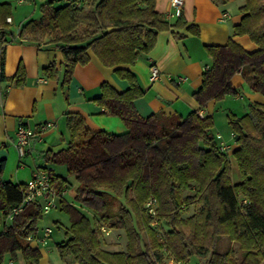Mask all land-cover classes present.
I'll return each instance as SVG.
<instances>
[{"label":"trees","instance_id":"trees-1","mask_svg":"<svg viewBox=\"0 0 264 264\" xmlns=\"http://www.w3.org/2000/svg\"><path fill=\"white\" fill-rule=\"evenodd\" d=\"M57 1L43 0L38 7L40 17L23 22L16 37L58 49L65 83L76 64L88 61V49L105 66L131 65L152 49L159 31L171 26L156 11L155 0ZM239 11L241 18L233 34L247 35L258 48L246 51L232 39L222 45H205L211 63L192 93L197 109L185 116L140 115L134 100L143 90L130 70L116 67L128 87L118 91L104 82L94 100L107 113L120 117L126 131H93L77 113H66L67 144L46 151L45 159L64 165L74 175V200L89 210L91 218L62 199L67 178L52 175L50 184L70 221L64 238L56 243L61 257H71L78 264H160L166 258L188 264L192 256L207 255L202 264H264V105L251 103L243 115L227 114L237 145L232 151L241 176L237 183L231 180L228 154L211 133L213 118L199 114L209 100L237 93L231 81L237 72L253 74L252 90L264 95V0H243ZM10 14V4L1 2L2 42L13 37L6 22ZM175 25L185 22L178 18ZM187 29L198 35L195 25ZM42 74L56 78L55 64L44 67ZM0 80L23 86V64L11 76L1 73ZM3 168L1 159L0 264H5L6 254L13 260L18 252L25 264H37L41 253L26 237L39 232L37 222L44 214L40 201L25 204L6 224L4 211L21 202L26 185L4 180ZM150 196L156 199L158 226L151 225L145 210ZM190 207L193 213L183 216V208ZM101 227L122 229L124 249H105ZM222 235L238 244L239 256L231 248L217 250Z\"/></svg>","mask_w":264,"mask_h":264},{"label":"crops","instance_id":"crops-1","mask_svg":"<svg viewBox=\"0 0 264 264\" xmlns=\"http://www.w3.org/2000/svg\"><path fill=\"white\" fill-rule=\"evenodd\" d=\"M42 1L0 0V3L7 2L11 6V14L7 16L11 21L8 22L6 17V22L13 33V37L7 41L0 40V60L3 58L0 74L13 75L20 62L26 74V83L20 87L0 80V160H4L2 178L14 184H26L38 169H47L52 175L65 178L63 172L57 170L65 166L47 162L45 153L66 146L69 138L67 112L77 113L93 131L102 130L109 134L126 131L120 117L107 113L94 100L100 94V85L104 82L118 91L128 87V81L115 71L116 67L128 69L136 76L143 90V95L134 100L135 108L140 115L178 113L185 116L198 108L192 93L200 85L202 71L211 63L204 49L205 45H222L232 39L246 51L251 52L258 48L247 35L233 34V26L241 18L239 7L243 0H183L182 13L178 17L170 15L172 10L170 0H155L156 11L171 26L157 33L155 44L148 53L141 54L131 65L108 67L88 49L86 51L88 61L76 64L70 79L65 83L62 55L58 49L47 44L38 46L16 37L23 22L40 17L41 12L37 5ZM178 18L184 21L185 25H175ZM191 24L198 28V35L187 29ZM46 40L48 37L44 39ZM52 63L58 71L57 77L46 78L42 74V69ZM151 63L160 71L159 77L154 81L149 79ZM253 78L251 73L244 75L240 72L235 73L231 81L233 86L237 87V93L225 95L219 101L209 100L206 106L200 109L199 114L211 116L214 122L218 104L236 115L248 112L251 103L264 105V95L251 88ZM229 95L239 99L241 106H231L228 102ZM46 121H51L54 125L39 132L27 145L24 156L19 157L14 145L17 126L24 124L36 129ZM211 133L214 134L212 128ZM217 134L222 140L221 134L219 132ZM231 134L234 139L232 131ZM222 141L228 146L223 150L227 154L230 148L233 151L237 146L235 141L231 147ZM231 180L233 183L241 180L239 170L235 171V176L234 178L231 176ZM66 190L67 188L62 196ZM46 227L49 226L38 230V233L41 234ZM107 231L109 233L110 228H107ZM45 245L38 247L41 259L46 254Z\"/></svg>","mask_w":264,"mask_h":264},{"label":"rangeland","instance_id":"rangeland-1","mask_svg":"<svg viewBox=\"0 0 264 264\" xmlns=\"http://www.w3.org/2000/svg\"><path fill=\"white\" fill-rule=\"evenodd\" d=\"M61 2L62 1L60 0V1L55 2V4H58ZM39 4L40 3L38 2V5H37L38 7H39ZM228 97H229L228 102L230 103L231 106H235V105L241 106L240 102L238 101L239 99L233 96H230V95ZM217 108H218V113L214 115L212 131L214 132V134H217V132H219L222 136V140H224L226 144L230 145L231 147V145L233 146L234 144V139L232 138L231 128L227 122V114L230 113V111H228L229 109L221 108L220 104H218ZM228 159H229V172L232 178H234L235 171H238V170H236L237 164L235 162L234 157L232 156L231 148H230V151L228 152ZM57 170L62 171L65 178H67L68 180V187L65 193L63 194L62 199L65 202L72 203L73 205H75L77 208L82 210L84 213H86L91 218V214L89 210L81 207L74 200L75 187L77 185V181L74 175L68 174L65 168H57ZM193 210H194L193 207H190L188 210H185L183 208L182 215L183 216L190 215L193 213ZM6 222H9V221L6 220ZM69 224H70V221H69L68 215L64 210L60 208V202L57 199L56 206L51 208L47 213H44L41 219H39L37 222L39 230L44 228L45 226H49L52 229V233L50 237L47 239V242H46L47 244L45 245L46 254L44 253L45 255L39 261L40 264H78L77 262L73 261L71 257H61L56 248V243H59L62 240V238H64L65 230L69 226ZM164 226L165 228H168L167 225H164ZM2 228H3V220L0 221V230ZM100 231H101L100 240H101L102 246L105 249H108L110 251L124 249L126 239H125V235L122 229L110 228V232L107 233L108 232L107 227H104V229L103 230L101 229ZM157 237L159 238L158 235ZM216 248L218 251H224L228 248H231L233 250L234 256H239L241 253L240 249L238 248V244L235 241H231L229 237L226 235H222L220 237ZM164 253H168V252L166 251ZM206 257L207 255L201 256V257L192 256L188 264H202ZM173 261L174 260L170 258H166L160 264H180L179 262H173ZM4 263L5 264H25L19 252L17 253L15 259L13 260L9 259V255L6 254Z\"/></svg>","mask_w":264,"mask_h":264},{"label":"built area","instance_id":"built-area-1","mask_svg":"<svg viewBox=\"0 0 264 264\" xmlns=\"http://www.w3.org/2000/svg\"><path fill=\"white\" fill-rule=\"evenodd\" d=\"M171 5V16L178 17L182 13L183 0H170ZM224 15V14H223ZM7 21L10 22L11 18L7 17ZM160 75V71L154 63L149 65V79L151 81L156 80ZM54 125L51 121H46L39 125L36 129L29 128L24 124H19L15 131V141L14 145L16 147L19 157L24 156L26 147L30 141L41 131L48 129ZM219 140V146L221 150H226L228 146L221 140L219 134L216 135ZM52 179V174L47 169H38L36 170L31 178L26 182V188L24 196L21 202L17 205L12 206L10 209L5 210L4 213L8 220H11L12 217L22 210L23 206L32 201H40L41 209L43 213H47L51 208L55 207L57 204V191L50 184ZM145 210L149 217H151V225L158 226L159 222L157 219L156 211V199L153 196H150L145 201ZM103 230L104 227H101ZM52 232L51 227H46L41 234L28 235L26 240L29 244L34 245L35 247L44 246Z\"/></svg>","mask_w":264,"mask_h":264}]
</instances>
